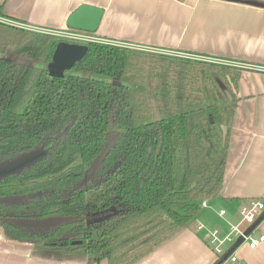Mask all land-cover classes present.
<instances>
[{
  "label": "trees",
  "instance_id": "trees-1",
  "mask_svg": "<svg viewBox=\"0 0 264 264\" xmlns=\"http://www.w3.org/2000/svg\"><path fill=\"white\" fill-rule=\"evenodd\" d=\"M13 30L17 41L0 43V164L46 153L0 177L7 236L42 254L132 264L219 195L233 110L158 90L199 95L206 70L215 96L233 100L238 70L90 42L69 73L51 76L4 54L48 64L59 40ZM43 221L57 222L32 225Z\"/></svg>",
  "mask_w": 264,
  "mask_h": 264
},
{
  "label": "crops",
  "instance_id": "crops-1",
  "mask_svg": "<svg viewBox=\"0 0 264 264\" xmlns=\"http://www.w3.org/2000/svg\"><path fill=\"white\" fill-rule=\"evenodd\" d=\"M247 1L0 0V18L51 30L67 26L68 16L78 6L91 5L103 10L94 33L99 38L237 64L229 66L239 71L236 88H232L233 100L226 90L225 98H218L202 82L199 95L158 90L230 108L234 114L219 195L207 201V207L201 208L176 235L132 264H213L224 255L214 253L208 244L207 230H225L228 222L239 220L240 210L248 201L264 197V8ZM220 210L225 211L223 216H219ZM263 213L264 210L258 217ZM197 224L204 228L197 229ZM260 234L264 235V218L254 232L256 236ZM236 256L237 261L225 259L220 264L241 261L264 264V241L254 249L242 245ZM0 264H108V261L88 263L74 257L42 254L32 243L13 239L0 227Z\"/></svg>",
  "mask_w": 264,
  "mask_h": 264
},
{
  "label": "built area",
  "instance_id": "built-area-1",
  "mask_svg": "<svg viewBox=\"0 0 264 264\" xmlns=\"http://www.w3.org/2000/svg\"><path fill=\"white\" fill-rule=\"evenodd\" d=\"M0 23L14 27V28L23 29L29 32L51 35L57 38L59 41H66V42L77 43V44H86L90 42L111 44V45L127 47L130 49L141 50V51L154 53V54H162V55L177 57L181 59H190L194 61L208 62V63H214V64H219V65H224V66L225 65L227 66L237 65V64H231L228 62L220 61V60L205 57V56H197L194 54L177 53V52H172V51L140 47V46H127L125 44H120L117 42L99 38L95 36L94 33L72 29V28H69L68 26H65L62 29H53V30L41 29V28L32 27L30 25L6 20L3 18H0ZM263 199L248 201L247 204L243 206L240 210L239 221L235 223L228 222L225 230H221L220 228H211L207 230L208 244L210 245V247L212 248V250L217 256L224 255L229 250V248L233 246L236 243V241L241 237L243 241L226 258V260L235 262L237 261L236 251L242 245H246L248 248L254 249L260 243L264 241L263 234H260L257 236L254 235L256 227L253 228L249 233L245 234L246 229L258 218L259 213L264 210ZM200 206L201 208L207 207V201L206 200L202 201L200 203ZM224 214H225L224 210L219 211V216H223ZM244 225H246L245 228H243ZM196 228L201 230L204 228V226L202 224H197ZM225 244H229L231 246L228 249H224Z\"/></svg>",
  "mask_w": 264,
  "mask_h": 264
},
{
  "label": "water",
  "instance_id": "water-1",
  "mask_svg": "<svg viewBox=\"0 0 264 264\" xmlns=\"http://www.w3.org/2000/svg\"><path fill=\"white\" fill-rule=\"evenodd\" d=\"M237 1V0H230ZM247 3L263 7L264 2H259L255 0H249ZM103 10L98 7H94L87 4H82L72 12L67 20L66 25L69 28L86 31L90 33H95L99 25L100 19L102 17ZM87 52V46L85 44H77L66 41H59L56 44L54 52L52 54V62L59 64L67 69H71L73 65L79 62ZM9 174V173H7ZM6 175V174H5ZM4 176V175H3ZM264 218V213L258 217L245 231V234L249 233L253 228L257 227L258 224ZM57 221H43L32 224L33 226L48 228L54 225ZM240 237L236 243L229 248V250L224 254L223 260L242 242ZM239 264H246L244 261H241Z\"/></svg>",
  "mask_w": 264,
  "mask_h": 264
},
{
  "label": "rangeland",
  "instance_id": "rangeland-1",
  "mask_svg": "<svg viewBox=\"0 0 264 264\" xmlns=\"http://www.w3.org/2000/svg\"><path fill=\"white\" fill-rule=\"evenodd\" d=\"M18 39V33L13 30L12 28H8L5 26L0 25V43H6V42H15ZM9 58H11L12 60L19 62V63H23V64H27V65H40L42 66L49 75L51 76H60L63 74H67L70 72V69H67L59 64L56 63H48V64H38L37 62L27 58L24 55L18 56V55H12V54H6ZM207 65L208 64H212V63H208L205 62ZM214 64V63H213ZM216 65V64H215ZM206 70L201 71V76H202V85L203 87H208L209 90L212 91V89L208 86L207 84V80H206ZM212 76L216 79L219 80L218 74L216 72H211ZM127 85H130L131 87H137V88H143L146 89L145 85L142 84H136V83H131V82H124ZM152 88V87H151ZM154 87L153 90L154 91ZM161 90V89H160ZM171 96H174V94H171ZM176 96V95H175ZM45 155V150L39 148L36 149L35 151L20 156L14 160L11 161H7L4 162L2 164H0V177H2L3 175L7 174V173H11V172H16L19 171L25 167H28L30 165H32L33 163H35L38 159L42 158ZM239 219H240V213H239ZM239 221V220H238ZM246 225L243 226V228H245ZM223 230V229H221ZM231 245L229 244H225L224 245V249H228Z\"/></svg>",
  "mask_w": 264,
  "mask_h": 264
},
{
  "label": "flooded vegetation",
  "instance_id": "flooded-vegetation-1",
  "mask_svg": "<svg viewBox=\"0 0 264 264\" xmlns=\"http://www.w3.org/2000/svg\"><path fill=\"white\" fill-rule=\"evenodd\" d=\"M3 54H1L0 53V56H2ZM7 58H9L6 54H4ZM13 55V54H12ZM18 56H21V55H18ZM9 59H11V58H9ZM12 60V59H11ZM14 61V60H13ZM34 61V60H33ZM16 62V61H15ZM36 62V61H35ZM19 63V62H18ZM38 63V62H37ZM23 64V63H22ZM38 64H42V63H38ZM27 65V64H26ZM30 66H32V65H30ZM34 67H37V68H43L42 66H40V65H35ZM44 69V68H43ZM37 149H39V148H37ZM41 149H43L44 150V148L43 147H41ZM36 150V149H35ZM35 150H33V151H35ZM33 151H31V152H33ZM31 152H29V153H31ZM29 153H27V154H29ZM46 153V152H45ZM26 155V154H25ZM21 156H23V155H21ZM18 157H20V156H18ZM17 157V158H18ZM14 159H16V158H14ZM14 159H12V160H14ZM41 159V158H40ZM39 160V159H38ZM37 160V161H38ZM11 161V160H10Z\"/></svg>",
  "mask_w": 264,
  "mask_h": 264
}]
</instances>
